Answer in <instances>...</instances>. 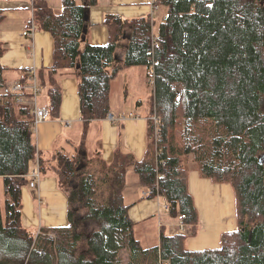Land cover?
Wrapping results in <instances>:
<instances>
[{"label": "trees", "instance_id": "1", "mask_svg": "<svg viewBox=\"0 0 264 264\" xmlns=\"http://www.w3.org/2000/svg\"><path fill=\"white\" fill-rule=\"evenodd\" d=\"M97 3L62 0L56 9L47 0H32L28 31H48L54 38L52 64L37 70L50 117L58 115L63 96L56 75L72 69L85 142L90 123L110 113L112 79L122 68L143 65L153 86L150 116L160 117V135L149 119L142 158L117 148L107 163L99 152L87 158L79 148L44 159L34 138L31 105H17L12 93H0L5 195L4 208L0 198V264H264V0H154L166 10L156 30L152 16L109 13L105 44L92 43L84 34L86 12ZM4 18L0 9V23ZM5 50L0 41V87L6 83ZM94 159L104 163L82 171L94 167ZM35 160L42 174L57 175L70 204L68 225L42 227L37 235L21 221L22 188ZM130 168L147 188L146 197L163 196L169 215L182 217L183 229L191 227L188 233L162 229L159 243H142L130 215L132 204L124 199ZM191 170L234 189L238 226L223 233L217 248L186 246L199 222L189 189ZM81 225L94 230L88 236ZM125 248L130 251L126 263L120 255Z\"/></svg>", "mask_w": 264, "mask_h": 264}, {"label": "crops", "instance_id": "2", "mask_svg": "<svg viewBox=\"0 0 264 264\" xmlns=\"http://www.w3.org/2000/svg\"><path fill=\"white\" fill-rule=\"evenodd\" d=\"M47 1L56 9L62 6V0ZM153 3L154 0H98L97 5L89 9L87 39L95 44L107 43L110 39L109 28L104 22L107 14H117L124 18L152 16L153 12L160 9L154 8ZM31 5L32 0H0V9L5 14L0 23V41L6 44L1 60L7 68L6 82L11 84L7 91L14 92V86L21 87L28 102L32 95L29 84L30 71L50 66L54 51V38L50 32L28 31V24L33 18ZM126 44L127 41L124 40L122 47L117 49L119 58L123 56ZM140 66L143 65L122 68L112 79L110 114L113 118L108 116L93 120L85 142H82L84 123L81 118L78 77L72 69H60L56 75L63 90L59 113L34 126V138L41 155L48 159L58 150L72 155L82 144L92 156L99 152L100 157L107 163L113 160L117 148L132 152L138 158L145 156L149 143L147 116L150 115L151 108L149 106L148 109L146 103L150 101L151 105L152 94H147V101L144 91L148 69L145 66V70L139 69ZM118 77L123 79L124 87L119 96L114 98L113 88ZM38 101L39 104L48 103L46 89L38 96ZM131 112L134 115H130ZM37 167L38 160H35L31 163L28 183L22 188L23 226L35 232L42 227L68 225L70 204L67 191L60 186L55 173L42 174L36 186H30V174ZM136 175L137 180L128 184L127 173L124 199L127 204H132L130 215L137 222L136 227L143 225L142 235L155 237L157 244L162 229L168 234L180 232L178 226L182 224V219L180 216L169 215L163 206L166 200L163 196L146 197L148 190L141 183L137 173ZM1 180L0 187L3 190L0 188V198L4 199L3 177H0ZM189 189L199 212V222L197 232L194 235L189 234L186 239V246L193 250L217 248L221 244L223 233L233 231L238 226L234 189L226 182L202 177L197 170H191L189 173ZM177 218L179 222H176ZM185 229L188 233L191 227L186 225ZM136 233L139 231L136 230ZM144 245L150 246L145 243Z\"/></svg>", "mask_w": 264, "mask_h": 264}, {"label": "rangeland", "instance_id": "3", "mask_svg": "<svg viewBox=\"0 0 264 264\" xmlns=\"http://www.w3.org/2000/svg\"><path fill=\"white\" fill-rule=\"evenodd\" d=\"M163 8V6H161L160 5V9L159 10H157V11H155V12H153V15H152V17L156 20V25H155V28H157V26H158V24H159V22H160V19L162 18V16L164 15L163 13L165 12V10H161ZM149 10L151 11V9H150V6H149ZM139 69H146L144 66H140V67H138ZM118 81H117V83H115V85H114V88H113V96H114V98L116 97H118L119 96V94L122 92V88L124 87L123 85V79L121 78V77H118V79H117ZM11 84H10V82H6L5 83V86L4 87H0V93H3V92H5V91H7L8 89H10L11 87ZM125 88H126V85H125ZM152 91H153V88H152V84H151V82L149 81V77L146 79V83H145V91H144V95H145V99L148 101L149 100V98H148V96H147V94H149V96L152 94ZM31 99H30V101L31 102H34V99L32 98V97H30ZM147 107H148V109H149V106H150V101H148L147 103ZM262 106H263V109H264V100H263V103H262ZM151 109V108H150ZM150 115H151V113H150ZM150 115L149 116H147V120H149V119H152V118H150ZM83 150H86V153H87V158H88V154H89V151L87 150V148L86 149H83L82 147H81V152H83ZM67 151H70L69 149H67ZM51 156H52V154H51ZM89 156H92L91 154H89ZM43 157V156H42ZM44 158V157H43ZM96 158V157H95ZM45 159V158H44ZM56 159V158H55ZM54 159V163H56V160ZM94 162H95V165H94V167H92V166H85L83 169H82V171H85V172H89V171H92V170H94L95 168H100L101 167V164H103L104 162L102 161V160H100V159H94L93 160ZM84 165H81V168L83 167ZM41 176H42V173H41ZM41 176H40V179H41ZM137 175H136V173L134 172V170L133 169H130L129 171H128V184H133V182L135 181V180H137ZM39 181V180H38ZM2 182V180L0 181V183ZM77 182L78 181H73V185H76L77 184ZM227 184H229V185H231L230 183H227ZM2 186H3V183H2ZM232 186V185H231ZM1 188V190H3V188L2 187H0ZM3 196H4V191H3ZM1 202H2V204H3V208H4V199H1ZM75 205H76V203H73L72 205H71V208L73 207L74 209L76 208L75 207ZM163 206H164V208H166L167 209V211H168V204H167V201L165 200V202H164V204H163ZM172 218V217H171ZM176 222H179L178 221V218L176 219ZM145 228H146V225H145ZM170 228V227H169ZM178 229H180L181 231H184L185 233H186V229L184 228H182L181 227V224H179V226H178ZM80 230L82 231V232H84L86 235H90L92 232H93V225H91V226H80ZM136 230L137 231H139V233H136V235L142 240V242H143V244L145 243L146 245H153V244H155L156 242H155V237H153V236H147V237H145V236H143L142 235V232H143V225H141V226H138V227H136ZM146 230H148L149 231V229L147 228ZM168 230V229H167ZM168 232H170V231H168ZM34 234H38V233H40V229L39 230H36L35 232H33ZM121 256H122V259H123V261L126 263L128 260H129V257H130V251H129V249H127V248H125V249H123L122 251H121V254H120Z\"/></svg>", "mask_w": 264, "mask_h": 264}, {"label": "built area", "instance_id": "4", "mask_svg": "<svg viewBox=\"0 0 264 264\" xmlns=\"http://www.w3.org/2000/svg\"><path fill=\"white\" fill-rule=\"evenodd\" d=\"M153 7L158 9L160 8V4H153ZM29 84H30V90H32L31 97L34 99V102H31V101L28 102L24 91L19 86H14L13 88L14 92H12L13 94L12 99L15 101L17 105H22L26 103H29L31 105L33 113H34L33 125L36 126L42 121L50 118L51 116L50 106L48 103L39 104L38 96L43 92L45 87L39 82L36 69H32L30 71ZM130 115H134V113L131 112ZM108 116L110 118H113L112 114L110 113ZM150 118H152V120L154 121L156 136L158 137L160 135L159 134V124H160L161 119L156 114L150 116ZM40 176H41V172L38 166L37 169L34 170L32 174H30V179H29L30 186L32 187L36 186L38 180L40 179ZM182 228H183V223H182Z\"/></svg>", "mask_w": 264, "mask_h": 264}, {"label": "water", "instance_id": "5", "mask_svg": "<svg viewBox=\"0 0 264 264\" xmlns=\"http://www.w3.org/2000/svg\"><path fill=\"white\" fill-rule=\"evenodd\" d=\"M85 20L88 21L89 20V10L86 12V15H85ZM87 33V26H85V29H84V34ZM83 39H85V36H83ZM81 168V165L78 166V169Z\"/></svg>", "mask_w": 264, "mask_h": 264}]
</instances>
